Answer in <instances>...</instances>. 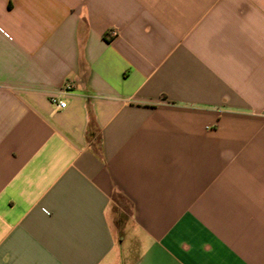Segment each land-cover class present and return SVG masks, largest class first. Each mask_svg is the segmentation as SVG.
<instances>
[{"label":"crops","instance_id":"0c3cea01","mask_svg":"<svg viewBox=\"0 0 264 264\" xmlns=\"http://www.w3.org/2000/svg\"><path fill=\"white\" fill-rule=\"evenodd\" d=\"M0 264H264V0H0Z\"/></svg>","mask_w":264,"mask_h":264},{"label":"built area","instance_id":"2783aa9c","mask_svg":"<svg viewBox=\"0 0 264 264\" xmlns=\"http://www.w3.org/2000/svg\"><path fill=\"white\" fill-rule=\"evenodd\" d=\"M117 31L116 30H112L110 33V37H116L117 36ZM75 82L72 79L66 80L64 85H63V92H70L75 88ZM51 102L53 105H55L58 108H65L67 106L66 102L62 99H60V97L58 95H53L51 97Z\"/></svg>","mask_w":264,"mask_h":264}]
</instances>
